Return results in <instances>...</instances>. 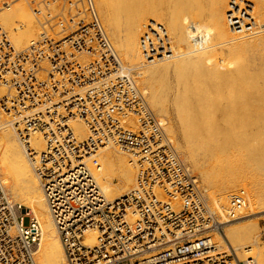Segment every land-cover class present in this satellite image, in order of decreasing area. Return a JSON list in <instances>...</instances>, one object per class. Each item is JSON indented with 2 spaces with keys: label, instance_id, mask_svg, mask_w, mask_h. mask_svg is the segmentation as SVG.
I'll list each match as a JSON object with an SVG mask.
<instances>
[{
  "label": "built area",
  "instance_id": "2783aa9c",
  "mask_svg": "<svg viewBox=\"0 0 264 264\" xmlns=\"http://www.w3.org/2000/svg\"><path fill=\"white\" fill-rule=\"evenodd\" d=\"M18 3L41 29L17 49L0 18V112L43 190L67 264H247L221 243L226 224L242 216L245 191L219 221L118 55L95 0H0V15ZM139 47L144 65L172 53L165 26L153 21ZM74 121L88 137L76 134ZM37 136L43 151L34 149ZM109 145L127 153L137 171L136 188L113 202L89 166L92 158L100 170L95 157ZM29 213L0 179V264H37L42 229ZM89 232L97 244L86 242Z\"/></svg>",
  "mask_w": 264,
  "mask_h": 264
},
{
  "label": "bare ground",
  "instance_id": "6f19581e",
  "mask_svg": "<svg viewBox=\"0 0 264 264\" xmlns=\"http://www.w3.org/2000/svg\"><path fill=\"white\" fill-rule=\"evenodd\" d=\"M128 1L138 10L122 37V26L113 18L118 2L95 0L112 44L126 67L140 78L146 99L173 137L168 134L177 153L192 172H198L200 188L219 221L226 220L231 199L245 191L242 216L226 224L221 243L225 248L229 244L247 264H264L256 219L264 217V0ZM0 18L17 49L26 48L41 29L40 20L24 3ZM152 21L164 23L172 53L144 65L139 42ZM17 22L23 24L19 32H15ZM4 114L0 113L2 184L10 199L25 206L41 225L37 264H67L43 190ZM129 123L135 128L136 118H129ZM73 127L80 138L88 137L82 122L74 121ZM32 144L37 151L45 150L42 137H34ZM95 158L100 170L91 165L92 158L89 166L110 202L136 188L137 171L127 153L109 145ZM86 238L87 243L97 244L95 232Z\"/></svg>",
  "mask_w": 264,
  "mask_h": 264
},
{
  "label": "rangeland",
  "instance_id": "374dc122",
  "mask_svg": "<svg viewBox=\"0 0 264 264\" xmlns=\"http://www.w3.org/2000/svg\"><path fill=\"white\" fill-rule=\"evenodd\" d=\"M113 2H114V4L116 3L117 4V2H118V8H115V6H113V13H114V15H113V18L114 19H116V22H118V23H116V25L117 26H122L121 27V31H119L120 32V34H121V36L122 37H125V33H127V31H128V28H129V26H128V24H129V22H130V24H131V21L135 18V16H136V13H137V7L133 4V2L132 1H128V0H112ZM116 9V10H115ZM128 10V11H127ZM116 14L119 16V19H117V17L118 16H116ZM130 14V15H129ZM121 18V19H120ZM119 20H120V22H119ZM103 21V20H102ZM115 21V20H114ZM120 23V24H119ZM122 23V24H121ZM104 24V23H103ZM164 24V23H163ZM105 26V25H104ZM147 26V25H146ZM106 28V27H105ZM106 30H107V28H106ZM144 30V29H143ZM107 32H108V30H107ZM108 34H109V32H108ZM110 36V35H109ZM120 56H122V55H120ZM121 58H123L122 60L124 61V63L126 62L125 61V59H124V57L122 56ZM144 64V63H143ZM125 65H127V63H125ZM138 70H136V72H137ZM135 72V73H136ZM141 77V76H140ZM136 79H137V84H138V86H139V88L143 91V89H142V86L140 85V83H139V77H136ZM144 92V91H143ZM0 113H2V112H0ZM4 115H6V114H4ZM159 116V115H158ZM7 117V116H6ZM160 118H162L161 116H159ZM171 117L173 118V120H174V124H175V128H176V130H177V135H178V137L182 140V135H181V132H180V129H179V124H178V121H177V118H175V115H174V112H173V108H172V110H171ZM9 117H7V120H9L10 121V119H8ZM168 131V130H167ZM168 134H169V132H168ZM169 136L173 139V137L169 134ZM210 136L208 135V138H209ZM217 150V154H219L220 152L218 151V149H216ZM184 159V158H183ZM189 166H191L188 162H186ZM193 169V168H192ZM193 174H195V175H197L198 174V172H196L195 170H194V172H192ZM198 177V176H197ZM17 204H20V203H18V202H16ZM22 205V204H21ZM23 206V205H22ZM24 208H25V210L26 211H29V210H27L26 209V207L25 206H23ZM259 217H256V219H257V221L259 222V226H260V228H259V230H260V232H261V240H262V246H263V249H264V236H263V232H264V220H263V215H258ZM263 217V218H262ZM259 218V219H258ZM25 224L26 225H28L29 224V218H26L25 219ZM226 227V226H225ZM225 227H224V229H225ZM229 245V244H228ZM230 246V245H229ZM244 260V259H243Z\"/></svg>",
  "mask_w": 264,
  "mask_h": 264
}]
</instances>
